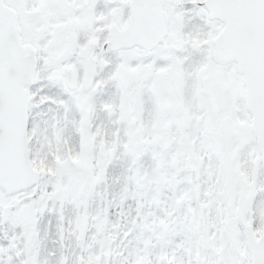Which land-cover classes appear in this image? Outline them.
Returning <instances> with one entry per match:
<instances>
[{
  "label": "snow or ice",
  "instance_id": "6c2138e0",
  "mask_svg": "<svg viewBox=\"0 0 264 264\" xmlns=\"http://www.w3.org/2000/svg\"><path fill=\"white\" fill-rule=\"evenodd\" d=\"M0 264H264V0H0Z\"/></svg>",
  "mask_w": 264,
  "mask_h": 264
}]
</instances>
